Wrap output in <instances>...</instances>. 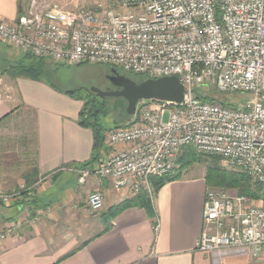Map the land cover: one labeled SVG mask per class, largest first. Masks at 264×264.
I'll list each match as a JSON object with an SVG mask.
<instances>
[{
  "label": "built area",
  "instance_id": "2783aa9c",
  "mask_svg": "<svg viewBox=\"0 0 264 264\" xmlns=\"http://www.w3.org/2000/svg\"><path fill=\"white\" fill-rule=\"evenodd\" d=\"M65 8L27 0L15 23L0 20V42L65 66L106 65L148 79L177 77L183 102L141 101L130 124L106 135L109 150L93 169L79 170L133 196L177 168L194 147L246 172L264 189V0H111ZM222 97L224 99H220ZM17 195L0 190V202ZM93 213L104 197H89ZM203 253L264 251V201L209 191ZM10 225L7 232L13 229ZM6 233H0V242Z\"/></svg>",
  "mask_w": 264,
  "mask_h": 264
},
{
  "label": "crops",
  "instance_id": "0c3cea01",
  "mask_svg": "<svg viewBox=\"0 0 264 264\" xmlns=\"http://www.w3.org/2000/svg\"><path fill=\"white\" fill-rule=\"evenodd\" d=\"M22 3L0 0V20L15 23ZM82 107L43 82L0 78V138L20 111L32 112L36 133L35 166L24 190L16 191L23 189L17 185L14 192L3 191L17 198L8 205L0 202V233H6L0 264H264V251L254 258L248 249H196L204 231L206 174L204 181L176 179L165 185L154 217L130 208L106 220L110 208L133 195L94 176L79 184L76 166L90 160L93 149L92 131L78 125ZM4 177L2 184L13 187V180ZM95 192L104 197L98 213L89 207ZM10 225L14 228L7 232Z\"/></svg>",
  "mask_w": 264,
  "mask_h": 264
},
{
  "label": "trees",
  "instance_id": "16d2710c",
  "mask_svg": "<svg viewBox=\"0 0 264 264\" xmlns=\"http://www.w3.org/2000/svg\"><path fill=\"white\" fill-rule=\"evenodd\" d=\"M23 4V3H22ZM48 59H41L34 57L31 53H24V55L18 58L13 64H11L5 71L0 72V78L3 75H10L13 79L22 77L38 82H43L53 88L54 90L65 93L74 97L76 100L83 102V107L78 117V125L82 128H86L92 131L93 134V149L90 160L76 166L77 169H93L96 165L102 163L109 150L105 144L106 135L108 132L125 127L131 123L133 116H130L127 110L123 108L125 100L123 98H114L115 106L114 112L120 115L119 121L110 122V111L103 98L99 95L90 93L85 99L78 98L72 92H63L50 83L48 76L51 75L47 70ZM55 63L54 61H52ZM57 65H61L55 63ZM117 75L125 76L135 82L141 83L148 80L144 76H136L127 72H120L117 68H113ZM118 115V116H119ZM206 155L199 153L194 147L183 148L178 156L177 165L178 168L174 173L164 176L162 178H153L151 185L155 191H159L168 182H172L182 176L184 169L195 162L201 161ZM212 158L213 166L208 169L206 179V185L208 190L217 189L221 191L236 190L240 196H247L256 201H264V189L262 186L253 182L252 178L241 170L229 171L220 166V157L209 156ZM35 180H32L30 185L34 184ZM27 194V192H25ZM130 208L144 209L150 216H155V209L153 206L152 197L147 191H142L138 195L132 198L124 200L117 206L110 208L104 217L106 220L113 221L119 214ZM112 227L110 225L108 230Z\"/></svg>",
  "mask_w": 264,
  "mask_h": 264
},
{
  "label": "rangeland",
  "instance_id": "374dc122",
  "mask_svg": "<svg viewBox=\"0 0 264 264\" xmlns=\"http://www.w3.org/2000/svg\"><path fill=\"white\" fill-rule=\"evenodd\" d=\"M55 1L57 4L65 8L91 7L100 2L110 5L113 4V1L111 0ZM26 3L27 0H23L22 5L25 7ZM23 55L24 53L18 52L8 44L0 42V72L5 71L11 64H13ZM47 70H49L51 73V75L48 76L51 84L63 92H72L81 99H85L90 93L93 92V89H98L102 92H116L120 90V88H118L111 80L115 74H113L114 69L110 66L90 64L80 66H65L57 65L52 61H47ZM118 70L123 72L121 69ZM2 77H5L6 79L11 78L13 80V78L7 74L3 75ZM2 88H4V86H2ZM94 94L98 95L96 93ZM219 98L224 99L222 97ZM105 103L109 108L110 114L114 112L115 99L106 98ZM123 105L124 110H127L128 102L125 101ZM118 115L119 114L117 113L111 114L109 121L112 122L115 121V119L119 121L118 118H120V115ZM35 134L34 115L32 112L20 111L13 120L9 121V126L5 133V139L0 138V172L2 173L0 176V190L4 191L13 189L12 192H14L15 188H17V185H22V188L26 185L27 177L32 173L35 166ZM211 166H213L212 158L206 156L201 161L195 162L192 165L186 167L182 173V176L178 178V180L194 178L204 181V175H207L208 169ZM220 166L229 171L239 170L226 161H221ZM4 176H6L9 180H13V184L15 185L16 183V185H13V187L8 186L6 188L7 185L5 186L4 183L2 184V182L6 181ZM168 183H166V185ZM19 190H24V188H19L16 191ZM159 191H155L152 187V201L154 207ZM209 191L226 192L232 197L239 195L236 190L221 191L217 189H210Z\"/></svg>",
  "mask_w": 264,
  "mask_h": 264
},
{
  "label": "water",
  "instance_id": "95a60500",
  "mask_svg": "<svg viewBox=\"0 0 264 264\" xmlns=\"http://www.w3.org/2000/svg\"><path fill=\"white\" fill-rule=\"evenodd\" d=\"M22 13V6L19 14ZM112 82L120 88L116 92H102L98 89L92 91L103 98H123L128 102L127 112L134 116L137 105L141 101H157L182 103L185 95V88L177 77H165L159 79H148L137 83L125 76L117 75L115 72Z\"/></svg>",
  "mask_w": 264,
  "mask_h": 264
}]
</instances>
